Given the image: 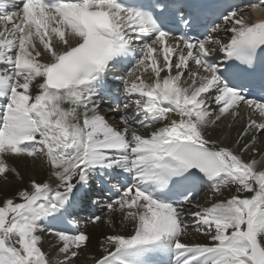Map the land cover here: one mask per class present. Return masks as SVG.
Wrapping results in <instances>:
<instances>
[{"label": "snow or ice", "instance_id": "obj_1", "mask_svg": "<svg viewBox=\"0 0 264 264\" xmlns=\"http://www.w3.org/2000/svg\"><path fill=\"white\" fill-rule=\"evenodd\" d=\"M262 136L264 0H0V264H264Z\"/></svg>", "mask_w": 264, "mask_h": 264}, {"label": "bare ground", "instance_id": "obj_2", "mask_svg": "<svg viewBox=\"0 0 264 264\" xmlns=\"http://www.w3.org/2000/svg\"><path fill=\"white\" fill-rule=\"evenodd\" d=\"M253 18L255 19V15L253 14ZM103 111H107V108L102 106ZM114 115V114H113ZM118 120V118H117ZM229 123H231L229 121ZM241 125L239 123L236 124L235 127L228 129V134H226V127L222 128V131L217 128L214 130H211V135L212 138L218 139L221 142H223L226 145H230L232 143V140L235 139L236 136V131ZM221 131V132H220ZM231 133V135H229ZM260 143H258L257 147L264 149V136L260 138ZM249 155H245L244 159H249ZM10 164L14 165L17 170L20 172V174L24 177V182L26 183L27 181L31 179H37V180H42V179H47L48 177V172L46 171L45 167L42 166V162L37 160L33 162L30 158H24V159H19L16 161H10ZM4 179L0 178V181ZM53 183L55 182L54 180L52 181ZM20 181L15 179L13 176L9 175V178L6 180V182H0V188L4 189V194L5 195H12L16 189L20 186ZM210 195V191L208 192V196ZM225 195H227V192H225ZM103 199V198H102ZM86 214V213H82ZM99 214V212H98ZM115 223L117 227L119 228L120 222H119V217L114 218ZM79 225L81 227L87 226V230L92 234V244L90 246V251L86 253L85 255H82L79 260L76 262V264H91V261L88 259L89 255H97L98 254V243L97 241L99 239H102L101 233H108L111 231V228L107 224H102L99 227H95L90 224H86V219L85 216H81V219L78 221ZM186 239L189 240H196V241H203L205 238L199 234H196L192 232L191 230L189 231V236L186 237ZM45 250L49 252H54V249L49 247L48 245H45Z\"/></svg>", "mask_w": 264, "mask_h": 264}, {"label": "rangeland", "instance_id": "obj_3", "mask_svg": "<svg viewBox=\"0 0 264 264\" xmlns=\"http://www.w3.org/2000/svg\"><path fill=\"white\" fill-rule=\"evenodd\" d=\"M230 122H231V121H230ZM229 124H230L229 121H225V122H224V125H222L221 129H220V128H219V129L222 131V128H223V127H226V129H227L226 134H228V129H229V128H228V125H229ZM221 131H220V132H221ZM0 182H6V180H2V181H0Z\"/></svg>", "mask_w": 264, "mask_h": 264}]
</instances>
